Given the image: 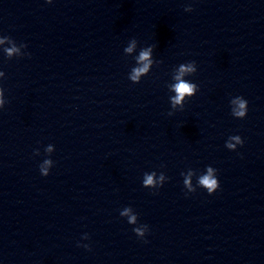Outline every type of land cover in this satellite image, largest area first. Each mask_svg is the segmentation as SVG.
Instances as JSON below:
<instances>
[{"label": "clouds", "instance_id": "9594fccd", "mask_svg": "<svg viewBox=\"0 0 264 264\" xmlns=\"http://www.w3.org/2000/svg\"><path fill=\"white\" fill-rule=\"evenodd\" d=\"M48 3H51L52 0H47ZM185 11H192L191 7L185 8ZM6 39H10L9 37H4V39H0V44L4 43ZM137 40L131 39L128 43V46L124 49L125 54H131L133 53L134 49L137 47ZM23 47H27V45L22 44ZM7 57L11 58L14 53H17L19 51L18 48L15 46L11 48H7L4 50ZM136 61V66L131 69V72L129 73V79L133 83H139L141 81L142 76H146L154 63H161V61H154L153 60V46H148L145 48H142L139 51V54L134 57ZM197 71L196 63L194 61L188 62L186 64H180L178 68L175 71V74L172 76V79L174 83H171L168 85L169 91L175 93V95L170 96V104L171 108L173 110L176 109L177 105L181 106L180 110H183L186 97L191 98L194 95H196L198 91V86L195 83H192L188 80H185L183 77L185 75H193ZM4 72L0 71V77H4ZM5 99H4V90L3 88H0V108H3L5 105ZM232 105V115L235 118L243 119L247 115L248 110V102L240 96H237L233 98L230 101ZM172 112H169L168 115H172ZM234 141V142H233ZM244 141L242 138L238 135L229 137L228 141L226 142L225 146L229 150H235L237 145H243ZM48 152L52 151V146L49 145L47 148ZM36 155L39 154V151L37 150ZM53 161L51 159H46L44 161V164L40 166V172L41 175L47 176L49 175V169L52 167ZM217 170L214 169L211 166H208L206 168L205 174L199 175L197 180V186L202 187L206 189L209 195L216 192V190L219 188V181L216 177ZM195 174L193 170H189L187 176H185L184 173H181V175L184 177L183 183L184 187L187 189L188 192H195L196 187L192 185L191 177ZM157 173H145L143 178V186L145 188H159L162 187L165 181L168 179V177L165 176L163 172L159 174L158 179L156 178ZM133 209L131 207H125L123 211L120 212V215L122 217L127 216L128 220L127 222L131 225L137 224V214H132ZM134 233L140 237L143 238L148 231L147 225H140L133 228ZM84 238H88L85 234ZM85 247H87L85 245Z\"/></svg>", "mask_w": 264, "mask_h": 264}]
</instances>
